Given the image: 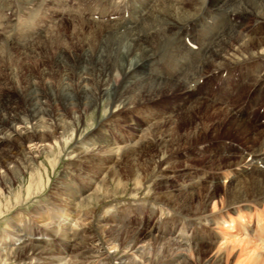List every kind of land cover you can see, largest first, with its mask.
Here are the masks:
<instances>
[{
	"label": "rangeland",
	"instance_id": "1",
	"mask_svg": "<svg viewBox=\"0 0 264 264\" xmlns=\"http://www.w3.org/2000/svg\"><path fill=\"white\" fill-rule=\"evenodd\" d=\"M215 1L216 0H207V3L212 4ZM22 2L24 3V0H0V42H2V38H6L7 34L10 38L12 37V39H14L18 37V35L22 37L19 31L24 30L30 32L29 36H27L30 37L36 29L46 28V18H48L53 11H57L59 15H64V19L67 21L69 20L68 16H66V14H68L67 11H75L74 13H76V15L73 17L75 18L74 20L78 19L81 21V19L85 20L83 16L87 17L93 13H97L98 15L101 14L104 8L115 11L116 13L118 11L131 9L129 7L130 0H36V3L26 5L25 3L23 5ZM187 3L189 4V2ZM210 13H212L211 10H207L200 15L206 16ZM103 15L106 16V14ZM29 17L33 20L30 21ZM220 17L219 15H214V19L216 20L220 19ZM254 17L255 16L252 14L236 13L231 16V19L236 26H244L241 28L243 35L249 37L256 31L257 34L264 35V21L257 25L255 22L256 18ZM27 20L31 23H28ZM59 23L60 21H57L55 26H58ZM195 26L196 21H192L190 24V32L194 31ZM59 28H61L64 33L63 37L60 39L55 38L53 45L51 47L47 46V52H43V56L42 53H40L38 55L39 58L35 61L33 57L31 59L27 56L20 59L19 63L15 64L12 61L8 64L9 66L4 62L1 63L0 134L5 131V128L9 129L6 133V137L5 135L3 137V141L6 144L0 139V146L2 143L4 144L0 147V158L2 159L11 155H16V159H20L22 155L27 152L29 155H32V151H35V149L39 150L37 144L30 145L26 142H23L25 145H23L21 149H19L17 144H14L11 149L6 142L10 129H13L15 133L19 134V132L25 131L26 127L24 126L26 122L32 127L38 126L36 127L38 130L42 129V125L43 129H47V127L49 128L50 126L49 119H52L49 113H40L38 118L41 117L39 119L41 123L39 124L38 121L36 122L37 119L35 120V116L32 112L20 113L18 111L16 112L17 119L14 120L16 123H12L14 122L12 118L9 120L10 116L14 113L13 110H18V108H21L20 106L23 107L26 97L19 92L15 85H11L10 80H12L11 75L13 73L8 67L15 68V72L20 76L22 85L26 84L25 82H27L28 78H32L34 81H37L38 84H43L46 80H49L50 82L48 84L59 86L62 77L67 75L68 77L66 79L71 85L75 86L79 79V70L77 67L73 69V72L67 70L65 71L67 74H63L61 64L53 58L58 52L63 59L67 58L71 60L72 57H77L81 52V45L74 36L70 35L69 28L65 27L63 24H61ZM48 40L49 38L45 39V42H48ZM9 49L12 50V52L13 49L18 50L16 48ZM41 57L45 59L42 60ZM58 64L59 67H57ZM206 65L204 66L205 68L207 67ZM228 66L229 65L221 66V70L226 69ZM64 67H66V63ZM229 67L231 68L229 72H227L228 70L213 72L206 68L202 73L204 77L199 78L197 80L198 82L195 81L190 83L191 87H183L182 91L187 95L196 93L197 95L202 94L204 97L201 103H197V106H194V109H188V113L182 111L180 115H177L178 112L173 110V107L174 109L177 108L179 103L181 105H183V103H187L188 105L192 104L191 100H185V98L180 95L181 89L179 83H177L179 84L178 87L177 84L174 85L173 91H165L163 88H160L158 90L159 96L153 101L147 100L146 98L143 103L133 106L131 109H123L122 111L120 109L116 111L117 119L111 118V115H115L113 114L114 108L105 105V97L98 98L97 102L85 108L84 112H78L80 115L76 114L77 117L75 119H70V113L66 114V111L63 109L58 111L57 114L61 112L58 114V117H61V119L65 120L67 115L68 127L66 126L67 128L65 127L63 130L56 129V135L58 137L57 143L53 144L51 150L34 152L33 155H35V157L32 158L30 164L32 171L23 172L13 183L11 189L4 193V198L2 199L3 204L0 208L8 204L9 201L16 204V206L9 208L0 216V237L7 239V233L13 231V225L17 222V227L22 228L25 222L22 221L24 217L30 219L29 227L33 229V231L44 228L52 229L57 225H64V227L69 225L75 230H82L85 226L88 227L91 221L100 219V228L93 231V233L89 232L90 234L92 233L91 236L97 241H87V243H89L91 247L93 246V248H98V244L100 243L101 249L105 248L109 254L114 256L112 262H108L101 256L91 258L92 260H89L90 263H85L82 261L81 256H87V253L81 254V252H75L71 255H67L58 262L49 264H117L126 257H133V254L130 252L125 254V249H123L124 245L122 244L125 240L129 239L128 235L131 234L130 231L135 227L137 222L145 223L144 228L147 229L156 225L161 226L163 222V227L172 226L175 223L178 229L180 228L178 236L181 234L183 237L190 238L192 234L191 231L185 227V219L191 216L194 217L196 221L199 220L201 222V226L205 227L204 230H206L207 227L209 230L215 232L218 242L211 251L204 250L203 252L201 251L199 255H196L193 246L195 242L197 244L200 242L199 239L194 243H190L185 238L169 236V239L157 243H153V241L141 243L142 245L140 246L143 252H138L134 256L137 259V264H166L174 257H180L181 254L186 257L185 260L189 259L194 264H206L207 259L210 258L213 260L217 255L224 256V261L219 263L210 261L209 264H237L240 259L246 258L247 254L245 252L247 251L243 250L238 243L233 244V240L235 239L234 236L240 232L239 229L242 223H245L247 220L244 214H240L242 212L249 213V219L252 217L249 221L252 224L256 218L253 212H255V210L264 211V205L258 204L256 206V204L252 202L249 203V206L236 204L231 207H227L226 205L224 207L226 203V199H224L226 194H223V190L227 189L228 184L235 176V164L233 165V163L240 160L239 154L249 152V149L257 142L252 136L255 133L261 132L264 128V80L254 85L252 83L256 76L260 74L259 71L264 68V65L260 64L259 60L250 58L247 59L244 64L232 65ZM88 72L90 75L85 83L92 88L101 87L103 82L98 74L101 72L99 65H93L92 70H88ZM48 84L43 87V93L45 94L50 93ZM74 91L77 92L74 93L75 99L73 98V102L78 104L79 97L77 95L79 90L74 88ZM97 92H100V88L95 91V93ZM56 94L59 95L58 93ZM55 97V100L59 102V105L63 108V105H61L63 102L62 97L61 99L58 96ZM47 103H49L48 107L51 108L53 103L50 100H47ZM53 107L56 106L53 105ZM74 109L82 110L78 107H74L72 110ZM213 109L214 113H208L212 112ZM234 109H238V113H233ZM226 110L230 113L232 112L234 117L238 116L237 118H240V116H242L243 122L249 129L247 134H242V130L233 128L235 125L228 120V117H225ZM55 113H53L52 117H57ZM221 114L222 116H220ZM31 116L32 118H30V120L29 117ZM174 116H176L178 120L177 130L171 126L166 130L169 137H171L170 139H174L176 135L175 131L180 135L185 133L184 136H186V133L190 131V127L192 128V124H197L196 136L191 137L190 140L186 139V143L180 141L178 145L177 143H172L174 141H170L171 143L169 142V144L163 148L154 146V144L149 145L146 149L139 148V151L134 154V157L132 156V158L127 161L123 159L116 161L108 160L106 162L103 161L102 164L97 160H91L89 157H82V162L78 158L68 159L71 156V152H73L74 146L83 140H90L92 137L91 133L97 130L109 133L111 140L121 145L122 142L135 137L134 133L136 128H146L142 136L144 139L147 138L146 140L150 142L154 138L163 136L164 133L162 129L157 130V126L152 124V122L156 120L162 121L163 117L172 118ZM222 117L225 118L223 119ZM29 121L32 123H29ZM165 124V127H168L169 122ZM13 125H15V128H13ZM147 125L150 127H147ZM39 126L41 127L39 128ZM32 127L30 130H32ZM45 132L47 134L48 131ZM20 137H23V135L21 134ZM106 152L105 150L101 151V153ZM77 159L81 163L76 161ZM159 161L162 165H159ZM107 165H111L112 168H105ZM163 165L168 166L170 169L166 171V173L171 175L168 179L161 176V168ZM186 176H188V179L197 180V178H199L201 182H203L201 187L199 186L194 189L196 190L193 191L195 193V198L192 200L189 197L187 198V196L191 194L186 196L181 190V184L187 182ZM135 177H138L139 181L136 180ZM243 177L240 178L243 180ZM240 178L239 180L236 178V180L242 181ZM244 178L246 179L247 177ZM89 179H91L90 181L98 182L95 190L100 196L96 197V194H94L87 202V206L81 205L75 213L71 212L70 215L67 213L61 215L57 212L56 207L53 211L50 210L52 209L51 207L56 205L57 202L55 201L61 196L60 189L63 182H69L73 189L77 191L78 189H84ZM207 190H212L213 193L215 192V199L206 203L204 196ZM167 192L171 195L174 194L176 198L175 203H177L175 204L176 206L174 203L172 205V203L166 202L167 199L164 196H167ZM185 196L186 198H183ZM180 205L182 206L180 207ZM205 205L207 206L204 207L206 208L205 212H201L200 210H204L203 206ZM172 206L174 209H172ZM178 210H181V212H178ZM101 212L103 214H98ZM118 217L123 218L126 221L125 224L127 228L130 229L126 236H122L124 235V231H122L115 239V233L112 237V235L108 234V228L110 225L114 226L117 224L118 219L116 218ZM101 229H103V231ZM201 230L202 229L198 228L196 234H201ZM112 245L115 246L113 247ZM8 247L11 246L3 244V249H1L2 247L0 246V250H4V248L6 249ZM253 247V245H249V248L252 249ZM62 248L61 246L58 252H60ZM231 249H233V251L231 255L227 257L225 251ZM7 250L5 256L4 252L0 251V264H21V261H23L25 257L22 256L19 257V259H13V256L8 253L10 250ZM259 250L264 253L262 248H259ZM226 259L227 262H225ZM179 264H181V262Z\"/></svg>",
	"mask_w": 264,
	"mask_h": 264
},
{
	"label": "bare ground",
	"instance_id": "2",
	"mask_svg": "<svg viewBox=\"0 0 264 264\" xmlns=\"http://www.w3.org/2000/svg\"><path fill=\"white\" fill-rule=\"evenodd\" d=\"M187 2H189V4ZM24 3L25 5L33 4L36 3V0H24ZM129 7L131 8L130 10L118 11L117 13L104 8L102 9L101 14L98 15L97 13L92 12L93 14L90 15L91 17L83 16L85 20L81 19V21L78 19L74 20L75 18L73 17L76 15L74 10H72L74 12L67 11L68 14H66V16L69 18L68 21L64 19V15H59L57 11H53L51 15L46 18L47 27L36 29L30 37H27L30 34L29 31L21 30L19 33L22 34V37L18 35V37L12 39V37L10 38L7 34L6 38L4 37L1 39L0 66L3 62L6 63L7 66H9L8 64L12 61L15 64L19 63L20 59L27 56L31 59L33 57L34 61L39 58L38 55L40 53H42L43 56V52H47V46L51 47L55 38L60 39L63 37L64 33L62 29L59 28L61 24L68 27L70 35L74 36L80 43L81 52L77 57H72L71 60L67 58L63 59L58 52L56 53L57 55L53 57L54 60L61 64L63 74H67L65 72L67 70L73 72V69L77 67L79 70V79L75 85L77 87L71 85L66 79L68 77L67 75L62 77L59 86L48 84L50 82L49 80H46L43 84H38V82L34 81L32 78H28L27 82L24 81L26 84L22 85L20 76L15 72V68L8 67L13 73L11 75L12 80H10L11 85H15L19 92L26 97L23 107L20 106L21 108H18V110H13L14 113L12 112L13 115L10 116L9 120H11V118L12 121L16 120V112L18 111L20 113L28 111L32 112L35 116V120L37 119L36 122L38 121L39 124L41 123V121L39 122L41 117L38 118L40 113L47 112L51 115L52 119H49L50 126L49 128L47 127V129H43L42 125V127L39 126V128L41 127L42 129L38 130L36 128L38 126L32 127L28 125V122H26V125L24 126L26 127L25 131L21 133L18 131L19 134L15 133L13 129H10L6 142L11 149L14 144H17L19 149H21L23 148V145H25L23 142H26L30 145L37 144L39 150L35 149V151H32V155H29L27 152L26 154H23L21 158L19 157L20 159H16V155H11L3 159L0 158V207L3 204L2 199L4 198V193L11 189L16 179L19 178L23 172L32 171L30 164L32 158L35 157V155H33L34 152L51 150L53 144L57 143L58 137L56 135V129L63 130L66 126L68 127L67 115L65 120L58 117V114L61 112L58 114L57 112L61 109L65 110L66 114L70 113V119H75L77 117L76 114H79L78 112H84V109L92 106L93 103H96L98 98L105 97V105L114 108L113 114L115 115H111V118L113 117L112 119H117L116 111L120 109L121 111L123 109H131L133 106L143 103L146 98L147 100L153 101L159 96L158 90L160 88H163L165 91H171L173 87H175L174 85L179 83L181 89L180 95L185 98V100L192 101L191 105H188L187 103L181 105L179 103L177 108L174 109L173 107V110L178 112L177 115H180L182 111L188 113V109H194V106L197 103H201L202 99H204L202 94L197 95L194 93L193 95H187L182 90L183 87H191L190 83L204 77L202 73L206 68L213 72L227 70V72H229L231 69L229 66L244 64L245 61L250 58L253 60H259L260 64L264 65V35L257 34V31L249 37L243 35L241 28L244 26H236L231 19V16L236 13L252 14L255 16L254 18H256V24L259 25L264 21V0H216L212 4H208L207 0H130ZM207 10H211L212 13L206 16L200 15ZM103 14H106V16ZM214 15H219L221 17L216 20L214 19ZM29 19L30 21L33 20L31 17H29ZM57 21H60V23L58 26H55ZM192 21H196V26L194 31L190 32V24ZM27 22L31 23L28 20ZM48 38V42H45V39ZM9 48H16L18 50L13 49L12 52ZM44 59L42 58V60ZM65 63L66 67H64ZM93 65H99L101 68V72L98 74L102 79L103 85L98 88H92L85 83L90 75L88 70H92ZM205 65L207 66L206 68L204 67ZM223 65L229 66L226 67V69L221 70V66ZM57 67H59V64ZM259 73L260 74L253 80V85L264 80V68H262ZM46 84L49 85L50 93L45 94L43 93V87ZM179 84H177V87ZM74 88L79 90L77 95L79 97L78 104L73 102V98L75 97L74 93L77 92L74 91ZM99 88L100 92L95 93ZM55 96H58L60 99L62 97L63 102L61 101V105H63V108H61L59 102L55 100ZM47 100H50L56 107H53L52 105L53 109L52 107L49 108ZM74 107L81 108L82 110H72ZM53 113L57 114V117L55 115V117H52ZM208 113H214V109L212 112ZM233 113H238V109H234ZM233 113L226 110L225 117H228V120L235 125L233 128H236V130H242V134H247L249 129L243 122L242 116L237 118L238 116L234 117ZM220 116H222V114ZM30 118H32V116L29 117V119ZM163 120L164 123L157 120L152 122V124L157 126V130L162 129V131H164L163 136H156L157 138H154L156 140L153 139L149 142L146 140V137V139H144L142 135L145 133L146 128L140 127L136 128L134 138L118 145L116 141L111 140L109 133L97 130L91 133L92 137L90 140H83L79 144L75 146L73 145V152H71L70 157L68 156V159L71 160L73 158H78L82 162V157H89L91 160H97L101 163L103 161H116L120 159L127 161L132 158V156L134 157V154L139 151V148L146 149L151 144L163 148L168 145L170 141H174L172 143H177L178 145L180 144V141L185 142L186 139L190 140L191 137L196 136L197 124H192L193 126L192 128L190 127V131L186 133V136H184L185 133L180 135L175 131L176 135L172 140L166 130L170 126L176 129L178 120L176 116L172 118L163 117ZM166 122H169L168 127H165ZM12 123H16V121ZM29 123L32 122L29 121ZM31 127L32 130H30ZM147 127L150 126L147 125ZM13 128H15V125H13ZM8 130L9 129L5 128V131L0 134L1 141H3L4 135L6 137ZM45 131H48L47 134ZM21 134L23 137H20ZM252 137L257 140V142L250 149L248 148L249 152L239 154L240 160L233 163V165L235 164V176L228 184L227 189L223 190V194H226L224 198L226 199L224 207L225 205L231 207L236 204L249 206V203L252 202L256 204V206L258 204L264 205V128L261 132L255 133ZM3 143L6 144L4 141ZM3 143L1 146L4 145ZM103 150L107 152L101 153ZM78 159L76 161H79ZM159 165H162V163L160 162ZM105 168L110 169L112 166L107 165ZM167 170H170L169 167L163 165L161 168V176L166 179L171 177L170 174L166 173ZM243 176L247 178L245 179ZM240 177H243V180ZM135 178L139 181L138 177ZM236 178H238V180L240 178L242 181H237ZM186 179L187 182L181 184V190L186 196L191 194L187 196V198L189 197L192 200L195 198V193L193 191L196 190L194 189L199 186L201 187L203 182H201L199 178H197V180L188 179V176H186ZM90 180L91 179H89L84 189H78L77 191L73 189L69 182H63L60 189L61 196L55 201L57 202L56 205L51 207L52 209L50 210L53 211L56 207L57 212L61 215L63 213L70 215L71 212L75 213L81 205L87 206V202L94 194H96V197L100 196L95 190L98 182ZM168 193L169 192H167V196L163 195L167 199L166 202H170L172 205L173 203L174 205L177 204L175 203L176 198L174 197V194L171 195ZM205 194L204 198L206 203L215 199V192L213 193L212 190H207V193ZM186 196L183 198H186ZM190 205L192 206V203ZM13 206H16V204L9 201L8 204L0 208V216ZM181 206L182 205H180V207ZM204 207L207 206L205 205L203 208ZM172 209H174L173 206ZM205 209L206 208L200 211L205 212ZM179 211L181 212V210H178V212ZM98 214L103 213L101 212ZM242 214L247 217V220L245 223H242V226L239 229L240 232L234 236L235 239L233 240V244L238 243L241 245L243 250L247 251L245 252L247 257L240 259L237 264H264V253L259 250V248L264 250V211L255 210V212H253V215L256 218L254 221L252 219V224L249 221L252 218L249 219V213L242 212L240 215ZM190 217L185 219V227L190 230L192 234L190 238L183 237L181 234L178 236L180 228L178 229L175 223L172 226L163 227V222L161 226L156 225L147 229L144 228L145 223L137 222L135 227H131V234L128 235L129 239L125 240L122 244L124 245L123 249H125V251H123L125 254L130 252L133 254V257H126L117 264H137V259L134 256L138 252H143V249H141L140 246L142 245L141 243L148 241L157 243L169 239V236L185 238L190 243H194L199 239L200 242L198 244L195 242V245L193 246L196 255H199L200 252H203L204 250L211 251L218 242L215 232L209 230L207 227L206 230H204L205 227L201 226L199 220L196 221L194 217ZM116 219H118V221L117 224L114 225L115 227L110 225L108 228V234L113 237L115 233V239L122 231H124V235L122 236H126L130 229L127 228V225L125 224L126 221L123 218L118 217ZM99 220L100 219H95L91 221L89 226H85L82 230H75L69 225H66L65 227L64 225H57L52 229L44 228L33 231V229L29 227L30 219L24 217L22 218V221L25 222L22 228L17 227V222L13 225V231L7 233V239L0 237L1 249H3V244L11 246L0 251L4 252L5 256V252L7 253V249H9L10 252L8 253L13 256V259H19V257L24 256L27 260L23 258L21 264L54 263L75 252H81V254L85 252L87 253V256H81L82 261L85 263H90L89 260H92L91 258L101 256H103L108 262H112L114 256L109 254L105 248L101 249L100 243L98 244V248H93V246L91 247V245L87 243V241H97L96 239L94 240V237L91 235L93 231L100 228L101 220ZM198 228L202 229L201 234H196ZM101 230L103 231V229ZM89 232L92 233L90 234ZM250 244L254 246L252 249L249 248ZM61 246L63 248L58 252ZM232 251L233 249L226 250L225 255L227 257L230 256ZM181 255L180 257H174L175 255L172 256L174 258H171L172 260L166 264H179L180 262L181 264H194L189 259L185 260L186 257ZM210 261L217 263L223 262L224 256L217 255L213 260L209 258L207 259L206 264H209ZM225 262H227V259Z\"/></svg>",
	"mask_w": 264,
	"mask_h": 264
}]
</instances>
